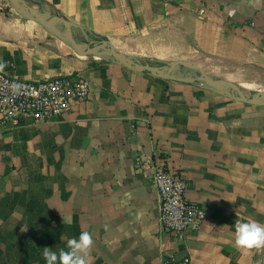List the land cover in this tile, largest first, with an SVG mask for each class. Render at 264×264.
<instances>
[{
    "label": "crops",
    "instance_id": "obj_1",
    "mask_svg": "<svg viewBox=\"0 0 264 264\" xmlns=\"http://www.w3.org/2000/svg\"><path fill=\"white\" fill-rule=\"evenodd\" d=\"M24 1L68 20L82 45L105 38L128 52L145 32L176 43L181 34L188 46L178 52L201 67L223 62L217 77L264 90V0ZM0 63L21 79L86 78L90 90L56 120L0 119V264H46L45 247L66 249L84 231L94 241L89 264H161L166 253L188 264H264V248L235 244L237 221L264 224V104L79 55L8 0ZM137 156L164 157L186 198L204 207L184 239L160 228L158 194Z\"/></svg>",
    "mask_w": 264,
    "mask_h": 264
},
{
    "label": "built area",
    "instance_id": "obj_2",
    "mask_svg": "<svg viewBox=\"0 0 264 264\" xmlns=\"http://www.w3.org/2000/svg\"><path fill=\"white\" fill-rule=\"evenodd\" d=\"M197 12L203 14V8H198ZM89 94L86 78L58 75L27 80L0 71V119L12 124L27 117L36 123L56 120L69 110L75 99L85 100ZM134 165L144 171L157 191L158 221L163 231L182 240L188 227L202 223L204 207L186 198V181L167 167L164 157L137 156ZM188 263V256L176 257L172 253H166L161 261V264Z\"/></svg>",
    "mask_w": 264,
    "mask_h": 264
},
{
    "label": "water",
    "instance_id": "obj_3",
    "mask_svg": "<svg viewBox=\"0 0 264 264\" xmlns=\"http://www.w3.org/2000/svg\"><path fill=\"white\" fill-rule=\"evenodd\" d=\"M8 2L18 15L37 22L49 32L64 40L68 45H70L73 51L79 55L109 53L107 60L118 63L134 71L144 72L176 81L200 82L215 90L217 93L229 98L250 104H264V90H252L249 95L233 81L217 76L212 77L194 61L171 60L168 61L165 66L155 65L152 63H142L136 60L133 56L118 51L114 45L105 38L90 40L86 43V45H82L72 34L71 24L68 20L55 14L44 16L37 9L27 4L24 0H8ZM56 23H61V31H57L53 27ZM177 67L195 70L197 74L191 77L173 75L172 72ZM226 87H228L227 90L225 89Z\"/></svg>",
    "mask_w": 264,
    "mask_h": 264
},
{
    "label": "rangeland",
    "instance_id": "obj_4",
    "mask_svg": "<svg viewBox=\"0 0 264 264\" xmlns=\"http://www.w3.org/2000/svg\"><path fill=\"white\" fill-rule=\"evenodd\" d=\"M18 15V14H17ZM185 42L183 44H180L181 41ZM177 38L172 35V33H164L163 30H154L150 32H145L143 34L138 35L137 37H134L132 41V48L128 52H123L124 54L133 56L136 60L142 63H152L155 65L165 66L168 61L171 60H187V61H193L192 60V52H180L177 51V47H185L188 46L187 44V38L182 36L180 34V41L179 43H176ZM180 57V59H177ZM198 62H201L202 64H205V67H202L206 73L211 75L212 77L218 76L217 73H224L225 69L223 66V62L216 61L212 63V67L209 68V60H200ZM180 71H182L183 76L188 74V77H191L193 75H196L197 72L192 69H186V68H178ZM211 69V71H210ZM232 71V69H229ZM260 80V84H264V73H261L260 76H258ZM242 89L245 90L247 94H251L252 86L256 87L255 84L250 85V87L242 86L238 84ZM257 85V84H256ZM260 86V85H259ZM262 86V85H261ZM258 87V86H257ZM262 90V87H259Z\"/></svg>",
    "mask_w": 264,
    "mask_h": 264
},
{
    "label": "clouds",
    "instance_id": "obj_5",
    "mask_svg": "<svg viewBox=\"0 0 264 264\" xmlns=\"http://www.w3.org/2000/svg\"><path fill=\"white\" fill-rule=\"evenodd\" d=\"M5 65L0 63V70ZM94 244L89 232L84 231L77 238H70L66 242V249L58 252L52 248L43 249L46 264H89L91 248ZM235 244L245 250L264 248V224L255 220L235 223Z\"/></svg>",
    "mask_w": 264,
    "mask_h": 264
},
{
    "label": "bare ground",
    "instance_id": "obj_6",
    "mask_svg": "<svg viewBox=\"0 0 264 264\" xmlns=\"http://www.w3.org/2000/svg\"><path fill=\"white\" fill-rule=\"evenodd\" d=\"M53 27L57 30V31H61V23H56V24H54L53 25ZM83 56V55H82ZM81 57V56H80ZM94 57H96V58H104V59H107L108 57H109V53H100V54H97V55H94ZM173 75H177V76H183V73H182V71H180L179 69H178V67L177 68H175L174 70H173ZM185 76H188V74H186ZM243 81V80H242ZM248 83H249V81H247ZM241 83H243V82H241ZM246 83V82H245ZM242 85H244V84H242ZM244 86H246V87H250V84H245ZM254 86V85H253ZM226 90L228 89V87H226L225 88ZM258 89H259V87H258ZM260 263V262H259Z\"/></svg>",
    "mask_w": 264,
    "mask_h": 264
}]
</instances>
